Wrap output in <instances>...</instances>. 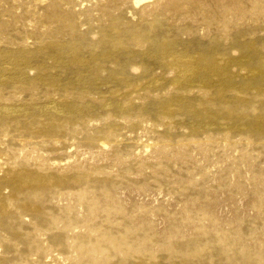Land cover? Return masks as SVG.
Here are the masks:
<instances>
[{"label": "rangeland", "instance_id": "1", "mask_svg": "<svg viewBox=\"0 0 264 264\" xmlns=\"http://www.w3.org/2000/svg\"><path fill=\"white\" fill-rule=\"evenodd\" d=\"M0 264H264V0H0Z\"/></svg>", "mask_w": 264, "mask_h": 264}]
</instances>
